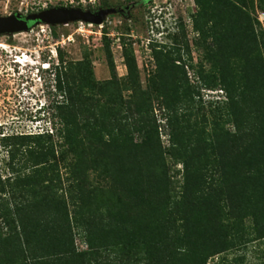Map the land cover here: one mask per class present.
Masks as SVG:
<instances>
[{
    "label": "trees",
    "instance_id": "obj_1",
    "mask_svg": "<svg viewBox=\"0 0 264 264\" xmlns=\"http://www.w3.org/2000/svg\"><path fill=\"white\" fill-rule=\"evenodd\" d=\"M197 1L204 14L212 8L204 24L194 17L215 71L210 81L200 73L206 88L190 82L182 57L172 56L180 48L152 44L172 158L184 170L180 189L173 185L151 94L137 92L139 67L132 47L125 49V61L137 92L134 101L110 91L118 81L110 52L113 78L108 82L94 80L86 68H58L57 88L67 102L57 106L55 117L67 146L69 196L52 193L59 178L52 175L59 167L52 135L4 136L6 144L15 145L9 151L13 168L19 156L31 164L32 172L15 180L33 200L15 211L8 206L0 211L5 221L0 264H117L104 252L138 249L148 253V264H208L234 246L235 232L264 237V59L254 23L245 0ZM218 85L225 99L203 101V90ZM96 93L106 100L96 99ZM194 96L202 105L209 102L211 119L195 120L185 111ZM125 105L126 111L119 109ZM92 172L105 184L91 180ZM43 183L44 189H36ZM75 226L82 229L86 250L76 245Z\"/></svg>",
    "mask_w": 264,
    "mask_h": 264
},
{
    "label": "rangeland",
    "instance_id": "obj_2",
    "mask_svg": "<svg viewBox=\"0 0 264 264\" xmlns=\"http://www.w3.org/2000/svg\"><path fill=\"white\" fill-rule=\"evenodd\" d=\"M125 0H0V16H9L15 13L28 15L38 13L44 9L57 6L65 7H94L100 3L104 5L123 3ZM169 2V3H167ZM264 1L245 0L244 7L250 14L254 23V31L259 44V51L264 59ZM167 6V7H166ZM209 8V7H207ZM166 9L173 13L171 21L161 19L158 24L164 23L165 33L157 24L152 23L153 11ZM207 9L208 11L211 10ZM207 10L199 5L197 0H151L133 12V20L121 16H109L103 26L89 25L85 21L70 22L49 27L47 24L33 26L29 31L0 35V44L8 45V49L0 46V133L21 135V133L52 135L53 142L59 159V167L55 174H59L53 182L52 193L59 197L68 198V169L65 164L66 145L64 138L58 129H61L57 106L67 102V95L59 92L56 82V71L61 68L75 72L81 69L87 74H92L94 80L108 82L113 78L109 64V52L112 54L118 81L111 86V92L120 96L123 101L137 100L142 91L150 92L152 103V116L160 126V137L163 149L169 163L170 173L174 180V187L178 191L183 181V165L172 158L171 127L168 124L167 113L160 91V69L152 44H166L178 47L173 57H182L186 63V70L190 82L197 83L199 87L206 88L205 82L200 76L203 72L210 81L215 74L212 62L209 60L207 48H204L201 31L196 30L194 17L197 16L199 24H204L207 18ZM220 10V9H219ZM170 13V12H169ZM181 22L184 24L180 26ZM172 24V25H171ZM57 32V35L54 32ZM156 32V33H155ZM156 34V35H155ZM154 36V37H153ZM157 36V37H155ZM212 37L208 43L212 42ZM133 48L136 55L140 84L139 90L128 79V68L125 61V49ZM27 53L35 59L37 64L26 63L22 65L15 61L17 55ZM6 63L9 64L5 69ZM41 63V64H40ZM50 63L51 69L44 71L42 64ZM180 63V62H178ZM12 64V65H11ZM40 69V74L36 69ZM21 73H24L21 75ZM40 76L42 78L40 79ZM28 81L26 86L23 82ZM138 88V87H137ZM222 90L221 85L217 86ZM214 89L203 90V101L209 99H225L217 94ZM97 97V98H96ZM96 99L106 100L103 93H96ZM91 102V100H89ZM88 101V102H89ZM201 99L194 96V102L187 106L185 111L190 113L192 119H211L212 108L209 102L201 104ZM46 103V112L40 113V108ZM135 104V103H133ZM126 106L119 107L126 111ZM230 127V126H229ZM234 129V127H232ZM49 139V140H50ZM47 143L48 145L51 144ZM11 144L13 146H11ZM15 148L12 141L5 143L0 135V211L4 212L6 206L15 211L16 207L25 205L33 200L32 192L23 191L16 183L19 173L32 172L31 164H23L19 156L17 164L12 166L10 161L11 148ZM25 148V147H24ZM177 163V164H176ZM91 180L103 183L96 172L90 174ZM105 184V183H103ZM4 185V187H3ZM44 183L36 189H44ZM73 206H71V210ZM252 222L247 220V225ZM0 224L5 227V221L0 218ZM75 225V222H73ZM76 233V245L81 250H86L88 245L82 238V229L74 227ZM5 228H3L4 230ZM6 231V229H5ZM6 233V232H5ZM4 233V234H5ZM234 246L221 254L210 258L208 264H264V237L257 238L255 234L241 230ZM138 249V248H137ZM104 257L113 259L117 264H148L149 255L144 250L138 249L131 254L119 252H104ZM154 257V256H153ZM150 260V259H149Z\"/></svg>",
    "mask_w": 264,
    "mask_h": 264
},
{
    "label": "water",
    "instance_id": "obj_3",
    "mask_svg": "<svg viewBox=\"0 0 264 264\" xmlns=\"http://www.w3.org/2000/svg\"><path fill=\"white\" fill-rule=\"evenodd\" d=\"M116 12L117 9L113 7L93 12L81 7L57 6L28 15L15 13L9 16H0V35L29 31L33 26L39 24L55 26L85 21L87 23L102 25L110 14Z\"/></svg>",
    "mask_w": 264,
    "mask_h": 264
},
{
    "label": "flooded vegetation",
    "instance_id": "obj_4",
    "mask_svg": "<svg viewBox=\"0 0 264 264\" xmlns=\"http://www.w3.org/2000/svg\"><path fill=\"white\" fill-rule=\"evenodd\" d=\"M150 1L151 0H125L123 3L109 4V5H104L103 3H100V5L97 8L90 6V7H85L83 9L91 10L93 12H97L101 9L113 7V8L117 9V12L110 14L109 16H116L117 15V16H121V17L128 18L130 20H133V12L138 10L143 5L149 4ZM8 66H9V64L6 63V65L4 66L3 69H5Z\"/></svg>",
    "mask_w": 264,
    "mask_h": 264
},
{
    "label": "clouds",
    "instance_id": "obj_5",
    "mask_svg": "<svg viewBox=\"0 0 264 264\" xmlns=\"http://www.w3.org/2000/svg\"><path fill=\"white\" fill-rule=\"evenodd\" d=\"M167 3H169V2H167ZM167 7V6H166ZM170 12V13H169ZM166 15V16H165ZM166 18H168L169 20L168 21H171V19L173 18L172 16H173V13H171V11H166V9H163V10H159L158 12L157 11H154L153 12V16L151 17V21H152V23H155V24H157V26L158 27H161L162 28V30H160V31H157V32H159V33H165V27L163 26L164 25V23L162 22L160 25L158 24V22H160V20L161 19H165V17ZM172 22V21H171ZM172 25V24H171ZM156 33V32H155ZM156 35V34H155ZM154 37V36H153ZM155 37H157V36H155ZM158 38V37H157ZM51 64L50 63H44V64H42V69L44 70V71H46V70H50L51 69ZM39 74H40V69H39ZM40 76V75H39ZM41 78H42V76H41ZM45 106H46V103H43L42 105H41V108H40V113H45L46 112V108H45ZM0 135L2 136V138L4 137V136H9V135H11V134H8V133H4V132H1L0 133Z\"/></svg>",
    "mask_w": 264,
    "mask_h": 264
},
{
    "label": "built area",
    "instance_id": "obj_6",
    "mask_svg": "<svg viewBox=\"0 0 264 264\" xmlns=\"http://www.w3.org/2000/svg\"><path fill=\"white\" fill-rule=\"evenodd\" d=\"M105 23V22H104ZM89 25H93V23H89ZM49 27L51 26V25H48ZM101 26H103V24L101 25ZM24 56H27V57H29V59H32L33 61H35V59H33L32 58V56H30V55H28L27 53H23V54H20V55H17L16 56V58H15V61L17 62V63H20V59H21V57H24ZM27 59V58H26ZM20 64H22V65H24L23 63H20ZM37 71H38V74H39V69L37 68L36 69ZM24 73H21V75H23ZM40 77V79H41V76H39ZM26 83L28 84L29 82L28 81H26V82H23L22 84H23V86L25 85L26 86ZM216 92H217V94H220V95H222V90H216Z\"/></svg>",
    "mask_w": 264,
    "mask_h": 264
},
{
    "label": "bare ground",
    "instance_id": "obj_7",
    "mask_svg": "<svg viewBox=\"0 0 264 264\" xmlns=\"http://www.w3.org/2000/svg\"><path fill=\"white\" fill-rule=\"evenodd\" d=\"M0 46L2 47V48H5V49H8L9 47H8V45H5V44H0ZM27 58V59H26ZM20 63H23L24 65L26 64V63H29V64H31V63H33V64H37V63H35V61H33L32 59H29V57H27V56H24V57H21V59H20ZM41 64V63H40Z\"/></svg>",
    "mask_w": 264,
    "mask_h": 264
}]
</instances>
